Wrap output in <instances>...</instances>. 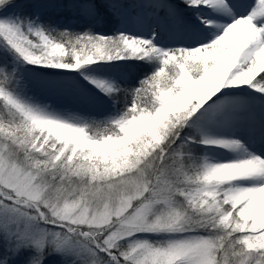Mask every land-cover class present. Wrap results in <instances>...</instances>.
I'll return each mask as SVG.
<instances>
[{
    "label": "snow or ice",
    "instance_id": "6c2138e0",
    "mask_svg": "<svg viewBox=\"0 0 264 264\" xmlns=\"http://www.w3.org/2000/svg\"><path fill=\"white\" fill-rule=\"evenodd\" d=\"M0 264H264V0H0Z\"/></svg>",
    "mask_w": 264,
    "mask_h": 264
}]
</instances>
